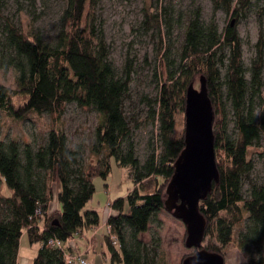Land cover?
I'll use <instances>...</instances> for the list:
<instances>
[{
	"label": "trees",
	"instance_id": "1",
	"mask_svg": "<svg viewBox=\"0 0 264 264\" xmlns=\"http://www.w3.org/2000/svg\"><path fill=\"white\" fill-rule=\"evenodd\" d=\"M260 1L257 58L249 70L244 67L238 26L250 10L251 0H212L214 11L222 10L236 22L222 34L214 18L204 21L200 8L192 13L178 72L163 85L156 100H147L151 117L159 123L161 151L154 149L144 164L136 156L124 112L130 72L125 80L118 78L104 35L92 24V13L101 0H67L63 27L54 45L47 43L39 30L26 34L5 20L0 46L8 55V65L18 71V80L15 91L0 84V111L14 120L26 121L44 114L60 117L68 105L77 104L95 110L99 124L91 150L98 160L88 166H84L80 150L70 149L68 137L60 129L52 128L36 149L15 139L0 141V179L11 193L9 198L0 196V264H19L25 232L32 245H42L33 264H67L64 250L50 249L47 243L57 239L67 245L82 230L99 226L100 215L87 210V205L96 194L94 179L107 180L111 175L112 159L129 169L135 185L126 198L113 203L116 216L108 225L118 236L119 246L106 236L112 264H165L161 252L150 249L140 236L165 210L166 188L162 185L153 193L143 194L142 184L152 178L166 184L172 179L175 163L185 149L184 136L175 133L176 114L180 109L185 111L187 90L195 85L193 80L198 75L206 78L215 113L213 130L220 173L219 184L213 185L200 205L207 221L204 243L211 238L203 249L223 255L222 250L234 241L235 229L248 220L239 234L238 247L253 256L249 264H264V186L251 183L249 197L244 195L245 180L254 169L250 152L260 148L264 137V110L260 116L256 114L264 89V0ZM220 66L226 69L223 79ZM224 90L235 113L236 138L227 133ZM16 99L22 100L19 109L14 105ZM54 182L61 186V209L49 216Z\"/></svg>",
	"mask_w": 264,
	"mask_h": 264
},
{
	"label": "rangeland",
	"instance_id": "2",
	"mask_svg": "<svg viewBox=\"0 0 264 264\" xmlns=\"http://www.w3.org/2000/svg\"><path fill=\"white\" fill-rule=\"evenodd\" d=\"M67 0H3L0 8V39L5 20H10L15 27L26 34L39 30L44 40L54 45L63 27V13ZM252 6L246 17L241 20L238 31L243 40V63L245 69L251 68L257 58V43L260 36L259 8L263 2L251 0ZM200 8L206 23L216 20L219 32L232 23L231 15L224 11H214L212 0H101L92 13V24L102 32L110 52V62L120 79H126L130 72V91L124 101V112L132 129V140L136 156L144 164L150 153L155 149L160 153L159 123L150 115L147 100H156L160 91L172 75L178 72L180 52L185 42L187 23L192 13ZM89 14L84 20V26ZM263 29H264V19ZM0 46V84L15 91L17 88L18 71L8 65V55ZM228 53V51H226ZM222 79L226 69L220 66ZM178 78V75L176 76ZM176 78V80H177ZM200 78H194L195 88H200ZM247 79H250L247 74ZM171 83V82H170ZM223 102L226 114L227 133L236 138L235 113L232 104L224 90ZM16 109L23 104L22 100L14 101ZM264 110V89L261 98L257 100V116ZM99 115L93 109H82L77 104H70L59 117L30 116L26 121H17L0 111V141L9 142L15 139L22 146L30 143L35 149L44 144L52 128L63 130L69 140V147L80 150L84 166L97 162L91 154L96 144V131ZM175 133L178 137L185 134V111L181 109L176 114ZM249 161L253 163L250 178L245 180L244 195L249 197L251 183L264 186V137L260 148L250 152ZM103 157V156H100ZM222 157L224 154L222 153ZM112 172L107 180L95 178L96 194L88 204L87 209L102 212L108 203L128 196L135 188L130 178L129 169L121 168L114 159L111 160ZM168 183L162 179H147L142 184L143 194H150ZM53 188V186H52ZM54 190V189H53ZM166 190V189H165ZM235 229L234 241L222 254L225 264H249L251 254L239 249L237 240L239 234L248 225ZM186 226L163 210L153 219L149 231L140 236L143 243L150 249L161 252L165 264H183V261L194 250L186 248ZM203 244L207 247V242ZM28 243L27 237L23 245ZM108 264V263H106Z\"/></svg>",
	"mask_w": 264,
	"mask_h": 264
},
{
	"label": "water",
	"instance_id": "3",
	"mask_svg": "<svg viewBox=\"0 0 264 264\" xmlns=\"http://www.w3.org/2000/svg\"><path fill=\"white\" fill-rule=\"evenodd\" d=\"M235 20L231 26H235ZM215 113L208 93L207 81L200 88L191 84L186 94L185 149L175 163V172L167 185L165 210L186 226V248L194 250L183 264H225L223 255L203 249L207 221L200 211L201 202L219 184L213 124Z\"/></svg>",
	"mask_w": 264,
	"mask_h": 264
},
{
	"label": "crops",
	"instance_id": "4",
	"mask_svg": "<svg viewBox=\"0 0 264 264\" xmlns=\"http://www.w3.org/2000/svg\"><path fill=\"white\" fill-rule=\"evenodd\" d=\"M59 182L53 183V200L50 202L48 215H53L60 211L61 207L58 202L60 192ZM0 196L9 198L11 193L0 179ZM113 203V202H111ZM88 207V205H87ZM88 210V209H87ZM93 209H90V211ZM94 211V210H93ZM100 215V224L96 228L82 230L76 238L67 244L69 252H78L82 254L89 264H112L109 251L107 248V230L106 225L109 221L108 209L97 212ZM27 237L28 243L23 245L24 238ZM42 245H32L29 241L28 233L25 232L20 242L19 264H33Z\"/></svg>",
	"mask_w": 264,
	"mask_h": 264
},
{
	"label": "built area",
	"instance_id": "5",
	"mask_svg": "<svg viewBox=\"0 0 264 264\" xmlns=\"http://www.w3.org/2000/svg\"><path fill=\"white\" fill-rule=\"evenodd\" d=\"M107 209L109 211V219L111 217L116 216V212L113 210V203H108ZM38 214H41L39 211ZM106 230H107V236L109 237V240L114 244L119 246V238L118 236L112 232V228L110 225H106ZM47 247L50 249H60L64 250L65 254V261L67 264H89L86 258L78 253V252H69L67 245L63 244L61 241L57 239H51L47 243Z\"/></svg>",
	"mask_w": 264,
	"mask_h": 264
}]
</instances>
